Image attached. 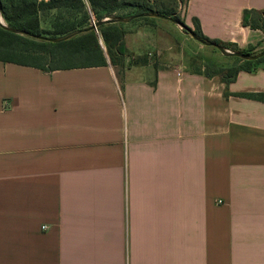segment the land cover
Masks as SVG:
<instances>
[{
  "label": "crops",
  "instance_id": "0c3cea01",
  "mask_svg": "<svg viewBox=\"0 0 264 264\" xmlns=\"http://www.w3.org/2000/svg\"><path fill=\"white\" fill-rule=\"evenodd\" d=\"M185 1L206 38L264 51L243 25L264 0ZM125 29L124 68L0 61V264H264V102L239 96L264 66L228 86L161 52L157 20Z\"/></svg>",
  "mask_w": 264,
  "mask_h": 264
},
{
  "label": "trees",
  "instance_id": "16d2710c",
  "mask_svg": "<svg viewBox=\"0 0 264 264\" xmlns=\"http://www.w3.org/2000/svg\"><path fill=\"white\" fill-rule=\"evenodd\" d=\"M86 1L87 3L85 0H0V13L8 23L7 27L23 34H15L0 26V61L35 67L45 72L103 67L108 63L117 68H124L127 55L125 37L128 34L125 29L126 24L106 22L97 30H93L91 29L93 19L97 23L103 22L105 17L108 20H114L112 16L116 12L127 8H136L145 14H157L168 18L177 15L174 3L170 2L169 5L164 3L172 0H142V3H131L128 0ZM177 1L181 3L185 0ZM47 11L60 13L50 30H44L41 27L40 16ZM79 14L80 20L70 21L67 18V15L69 18H74ZM102 14L105 17H102ZM133 22H141L143 25L153 24L149 17L139 18ZM193 25L194 30L188 28L186 32L189 35L194 34L196 39L204 45L220 46L234 54H257L254 49L239 50L233 45L210 40L203 35L197 20L193 21ZM243 25L252 30H260L264 34V11H245ZM68 36L71 38L59 43L41 39H59ZM229 58L235 59V63L230 67L205 64L198 72L209 78L219 77L229 86L236 81L239 73H250L257 66H264V58L255 62L243 61L235 57ZM40 61L44 65L38 64ZM239 96L264 102V94Z\"/></svg>",
  "mask_w": 264,
  "mask_h": 264
},
{
  "label": "rangeland",
  "instance_id": "374dc122",
  "mask_svg": "<svg viewBox=\"0 0 264 264\" xmlns=\"http://www.w3.org/2000/svg\"><path fill=\"white\" fill-rule=\"evenodd\" d=\"M128 1L131 3H134V2L142 3V0H128ZM170 2L174 3L177 9V15L173 16L172 18L184 23V25H186L189 29L194 30V26L192 27L188 26L186 23V19L184 18V10H185L186 1H183L180 3L177 0H172V1H165L164 3L169 5ZM59 15L60 13L57 11H47L43 13L40 16L41 17V27L44 30H50L51 25L53 24V22H55V20L59 17ZM141 15H147V14H145L143 11L136 9V8H127V9L116 12L112 17L115 19L122 18V19L128 20V18L131 19V18L138 17ZM102 17H105V15L102 14ZM67 18L70 21H74L76 19L80 20L81 15L80 14L75 15L74 18L72 17L69 18V16L67 15ZM0 19L4 25L8 26V23L6 22L2 14H0ZM151 19L153 23L156 20L158 21V25H160V29L158 30V32L162 33V35L164 36V38L167 40V43H168V45L165 48L161 49L160 51L161 52L165 51L167 53L168 51L170 52V51L178 50L179 52H181V54H184L186 65L189 71L198 72L202 69V67L205 64H211V65L216 64L221 67H230L231 65L235 63V59L223 56L214 47L202 45V47H204L208 51L219 53L218 56L220 58H215L216 57L214 56L215 53L204 52L203 50L204 48L201 47V44H197L196 42H194L193 41L194 39L183 28L172 23L171 21H168L165 19H154V18H151ZM105 20H108V19L105 17L104 21ZM92 26H94L93 23H92ZM129 27L130 26H128L127 29H131V27L130 28ZM226 50L228 52H231L229 49H226ZM261 52L262 51L257 52V54ZM257 54H254V55H257ZM38 64L44 65V63L41 61L38 62Z\"/></svg>",
  "mask_w": 264,
  "mask_h": 264
},
{
  "label": "water",
  "instance_id": "95a60500",
  "mask_svg": "<svg viewBox=\"0 0 264 264\" xmlns=\"http://www.w3.org/2000/svg\"><path fill=\"white\" fill-rule=\"evenodd\" d=\"M1 14V13H0ZM144 17H149V18H154V19H165V20H168V21H171L172 23L180 26L181 28H183L185 31H188V27L186 25H184V23L178 21V20H175V19H172V18H168V17H164V16H161V15H157V14H147V15H141V16H138V17H134V18H131V19H128V20H125V19H122V18H116L114 20H105L103 22H99V23H96L94 26L91 27V29L93 30H97L103 23H106V22H111L113 24H119V23H124V24H128L138 18H144ZM0 26L6 28L7 30L15 33V34H19V35H23L21 32L19 31H15V30H11L9 29L6 25H4L2 22H1V19H0ZM190 36L198 41L196 39V37L194 36V34L190 33ZM71 36H68V37H64V38H59V39H48V38H41L45 41H49V42H52V43H59V42H62V41H65V40H68L70 39ZM199 42V41H198ZM201 43V42H200ZM211 47H214L215 49H217L223 56L225 57H235V58H240L242 59L243 61H251V62H255V61H258L262 58H264V51H262L261 53L257 54V55H246V54H242V53H237V54H234V53H231V52H228L226 49L220 47V46H215V45H212Z\"/></svg>",
  "mask_w": 264,
  "mask_h": 264
},
{
  "label": "built area",
  "instance_id": "2783aa9c",
  "mask_svg": "<svg viewBox=\"0 0 264 264\" xmlns=\"http://www.w3.org/2000/svg\"><path fill=\"white\" fill-rule=\"evenodd\" d=\"M92 23L95 25L96 24V21L93 19Z\"/></svg>",
  "mask_w": 264,
  "mask_h": 264
}]
</instances>
